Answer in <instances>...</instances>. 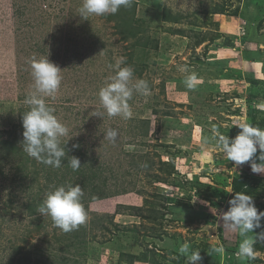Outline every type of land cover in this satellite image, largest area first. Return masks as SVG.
<instances>
[{"label": "rangeland", "instance_id": "obj_1", "mask_svg": "<svg viewBox=\"0 0 264 264\" xmlns=\"http://www.w3.org/2000/svg\"><path fill=\"white\" fill-rule=\"evenodd\" d=\"M134 1L136 19L148 28L138 39L148 46L122 39L115 14L83 19V0H0V142L16 131L23 139L21 120L30 109L25 101L34 86L31 61L48 57L62 70L55 99L45 98L69 129L61 146L66 144L69 159L75 156L82 168L98 172L112 194L89 203L83 225L96 244L83 259L73 248L64 249L68 242L60 240H70L72 233L55 227L50 216L39 211L30 216L26 210L37 193L43 203L59 187L52 182L54 174L36 161L25 168L35 187L29 188L25 172L19 174L23 179L13 181L14 165L23 157L10 158L0 148V264H24L27 256L35 259L32 264H43L52 255L80 264H128L119 262L118 249L138 253L145 248L176 264L185 242L190 252L199 250L204 257L197 264H264V241L257 239L261 249L254 247V258L241 260L236 253L243 237L221 219L235 195L232 182L244 172L253 174L258 192L251 197L264 210V173H253L251 161L236 166L219 148L211 150L217 133L234 138L240 131L235 125L250 124L256 110H264V85L252 83L264 82V44L248 40L241 16L249 1ZM216 6L226 12L205 13ZM249 6L254 17L258 10ZM163 9L181 21L161 22ZM255 30L253 25L249 32L264 36V27ZM216 35L222 39L209 43ZM197 36L207 41L196 46ZM120 58L125 60L122 67L131 66L134 78L146 80L150 88L147 96L134 92L127 120L107 116L98 95L115 75L110 66ZM192 73L197 86L189 89L184 81ZM97 111L103 118L94 115ZM110 128L118 131L115 143L104 139ZM259 154L253 157L258 164ZM96 217L110 231L91 226ZM261 225L248 235L264 231V219ZM217 247L223 252L213 251Z\"/></svg>", "mask_w": 264, "mask_h": 264}, {"label": "clouds", "instance_id": "obj_2", "mask_svg": "<svg viewBox=\"0 0 264 264\" xmlns=\"http://www.w3.org/2000/svg\"><path fill=\"white\" fill-rule=\"evenodd\" d=\"M131 5L132 0H83L79 15L86 20L90 15H114L121 7L128 8ZM124 64V58H120L110 66L113 67L115 75L109 78L110 82L99 90L98 95L107 116H120L127 120L132 116L128 101L132 99L134 92L147 96L150 94V88L146 80L134 78L131 66L122 67ZM31 69L34 86L25 101L30 109L22 116L23 150L36 161L58 169L66 156V144L61 146V138L68 135L69 129L54 115V108L46 103L45 98L55 99L61 85L62 70L50 62L48 57L33 59ZM197 79V75L192 73L186 77L184 83L189 89H194L197 86ZM94 115L103 118L104 113L97 111ZM235 126L240 129L236 136L230 139L228 135L217 133L214 137L216 144L211 150L219 148L236 166L251 161L253 173H264V129L248 123ZM117 137L118 131L114 128L108 129L104 135V139L112 143L116 142ZM204 144L207 146L208 141L205 140ZM258 151L260 153L258 159L262 162L259 164L253 159ZM69 166L73 171L78 170L81 167L79 158L70 157ZM83 195V189L79 184L59 186L47 194L38 211L41 215L50 216L55 227L65 233L71 232L85 223L87 218L81 203ZM228 204V210L221 212V219L229 229L243 237L236 255L241 260L254 258V244L257 239L264 241V231L256 233L255 237L248 234H253L255 229L262 227L264 211H259L253 198L242 192L235 193ZM189 249L190 245L185 242L180 246L179 252L187 257L188 264H197L202 259L200 251L190 252ZM213 251L222 253L223 248L217 247Z\"/></svg>", "mask_w": 264, "mask_h": 264}, {"label": "trees", "instance_id": "obj_3", "mask_svg": "<svg viewBox=\"0 0 264 264\" xmlns=\"http://www.w3.org/2000/svg\"><path fill=\"white\" fill-rule=\"evenodd\" d=\"M249 4L254 5L258 12L254 17H251L248 13V9H249V4L247 5L248 7L245 8V12L244 14L242 13L241 16L242 18L246 21L245 25H246V29H245V33L247 35V38L250 42H254L252 40H256L259 42V44H264V36H256L254 35V33H250L249 31L252 29L253 25L254 27H256L257 30H255V32H259V30H261L262 27H264V0H248ZM138 7L137 2H135L134 0H132V5L131 7L125 8V7H121L120 10L115 14L116 15V20L119 19L121 22V28L119 29V33L122 35V39L127 40V37L130 38H135L136 40L138 39V37L141 36V33H145L148 28L145 27L143 24H141L142 22L139 19H136V9ZM225 7H221V6H216L213 9H210L209 11L205 12L211 15H215V14H219V15H223L225 13ZM154 14H158L153 12ZM160 16V21L161 22H168V23H179L181 20L178 19L177 17L172 16L166 9H163V11L161 13L158 14ZM252 36V37H251ZM142 37V36H141ZM197 42L195 43L196 46H200L202 43H205L207 40V38L204 37H200L197 36ZM220 39H222L221 36L216 35L215 37H212L209 40V43H215L216 41H219ZM141 39H138L136 42H134V45H144V46H148V44H144V42H140ZM150 45H152V47H156L157 46V42L154 39L150 40ZM156 45V46H155ZM254 85L256 84H262L264 85L263 81L257 82V81H253L252 82ZM260 94H262L264 96V90L260 91ZM255 117H253L252 121L250 122L251 125L256 126L258 128L264 129V110H256L255 112ZM22 121V120H21ZM142 123H147V121L142 120ZM17 129V126L15 127ZM149 129H146V131L148 132ZM17 133L13 132V135L8 137V139L2 140L1 146L0 148L3 151H6L8 154H11L10 158H15V157H23V159L19 160L20 163H16L14 165V171H16V174L18 175H14L13 181H17L20 178H24L22 177V175L19 178V174H21L22 172H25L26 178L30 179L29 180V188L31 187H35L34 185V178L33 175L29 172L28 169L25 170L26 166H28L29 164H32L34 166H36V160L32 157H30L24 150H23V146H22V140L18 139L17 136H15ZM69 151L68 149H66V156L63 158L62 160V166L60 168H53L50 166H45L44 169H48V172L50 173V176L52 174H54L53 176V183L56 182L55 184H57V186H66L67 183L69 185H73L75 186L76 184H79L81 186V188L83 189L84 195L81 198V203L86 211V213H88L89 211V203L92 202H96V201H100L103 199H106L108 197H111L112 194L107 193V189L106 188L107 182L103 179V178H99L98 172L97 173H93L94 170L92 171V169L88 168H82L85 165H81V167L76 170L73 171L72 170V174L67 176L66 174H68L71 170H69ZM4 158H9V156L4 155ZM94 166H91V168ZM67 171V173H65V175H60L63 171L64 172ZM71 173V172H70ZM1 175L6 177L3 174V171L1 170ZM49 177V176H48ZM19 178V179H18ZM49 179V178H48ZM31 181V182H30ZM33 182V184H32ZM26 183V182H25ZM256 184V181H253V174L251 172H244L241 176L235 178L232 182V188L234 193L237 192H244L245 190H247V193L251 196L256 195L257 194V190L254 188V185ZM114 196V195H113ZM42 200L38 198V193L36 194V196L34 198H31L29 204L26 207L27 212L30 214V216L33 215H38V209L41 207L42 205ZM264 211V210H263ZM37 220H39L37 218ZM101 218L96 217L93 220H91L90 225L91 226H95V227H101L103 230L105 231H110L108 229L107 226L101 225ZM113 225V224H112ZM86 225H80L76 230L71 231L70 233H72L71 235H69L68 237L70 238V240L66 238L64 239H60L61 242H68L65 244V248L64 249H72L76 252V254L78 253V256L80 255L81 258H89L90 255H92V248L94 247V241L96 238L95 236L91 237L90 239L87 238L88 233L87 232H91V230H87L86 229ZM91 228V227H90ZM115 228L117 229V227L115 226ZM118 231V230H117ZM118 238V237H117ZM96 244V243H95ZM256 249H261L259 244H255L254 246ZM119 253V262L123 263L126 262L128 264H136V263H145V264H173L174 261H172L171 259H169L168 257L164 256L162 254V252L160 251H156L153 248H145L142 249L140 252L138 253H129V252H125V251H120V249H118ZM185 257L184 256H180L179 260L177 261L176 264H185ZM204 259V257L202 258ZM35 260V259H34ZM34 260H31V258H29L28 256L25 258V263L24 264H32V262ZM38 262V260H37ZM81 260H79V262L75 259L72 260H66V259H59V257L57 255H52L51 257H49L47 259L46 262H44L43 264H80Z\"/></svg>", "mask_w": 264, "mask_h": 264}]
</instances>
